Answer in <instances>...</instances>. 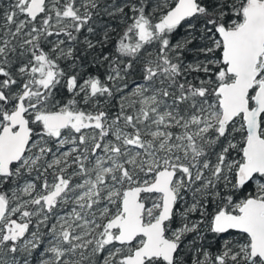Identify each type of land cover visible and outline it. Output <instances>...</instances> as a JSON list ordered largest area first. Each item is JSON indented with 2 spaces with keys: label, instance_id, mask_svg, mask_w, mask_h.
<instances>
[{
  "label": "snow or ice",
  "instance_id": "1",
  "mask_svg": "<svg viewBox=\"0 0 264 264\" xmlns=\"http://www.w3.org/2000/svg\"><path fill=\"white\" fill-rule=\"evenodd\" d=\"M0 264H264V0H0Z\"/></svg>",
  "mask_w": 264,
  "mask_h": 264
}]
</instances>
